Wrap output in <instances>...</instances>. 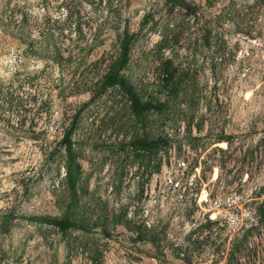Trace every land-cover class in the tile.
<instances>
[{"label":"rangeland","instance_id":"1","mask_svg":"<svg viewBox=\"0 0 264 264\" xmlns=\"http://www.w3.org/2000/svg\"><path fill=\"white\" fill-rule=\"evenodd\" d=\"M175 1L0 0V264H264V0Z\"/></svg>","mask_w":264,"mask_h":264},{"label":"trees","instance_id":"2","mask_svg":"<svg viewBox=\"0 0 264 264\" xmlns=\"http://www.w3.org/2000/svg\"><path fill=\"white\" fill-rule=\"evenodd\" d=\"M172 1L174 2V5H175L176 1L175 0H172ZM135 38H136V34L129 33V32H126L124 34V37L122 39L121 46H120L119 56L111 64L108 72L105 75L104 87H110V86H116V85L119 86L123 90V92L126 94V96L128 97L132 111L137 115H142L145 112L152 111V110L162 112L165 108L164 104L142 101L137 95V93L134 91V89L125 80L122 79L121 72L129 62L130 46ZM80 114H81V111L75 116L70 127L65 130L63 141H62L63 145H65L67 148L69 159L71 160V162L75 161L74 154H73L74 142L72 140V135L76 127V124L78 122ZM75 171L76 173H79V166H75ZM73 177L74 175L72 174V172H69V179L71 180L73 179ZM9 219L12 220L13 218H9ZM27 219L33 222H45V223L51 224L57 227L62 232H67L70 229L80 228L78 224H76L75 222L71 221L68 218L54 219V218H47V217H29ZM137 239L141 240L143 239V236L139 234L137 236Z\"/></svg>","mask_w":264,"mask_h":264},{"label":"built area","instance_id":"3","mask_svg":"<svg viewBox=\"0 0 264 264\" xmlns=\"http://www.w3.org/2000/svg\"><path fill=\"white\" fill-rule=\"evenodd\" d=\"M183 165H185V164H183ZM244 261V260H243Z\"/></svg>","mask_w":264,"mask_h":264}]
</instances>
